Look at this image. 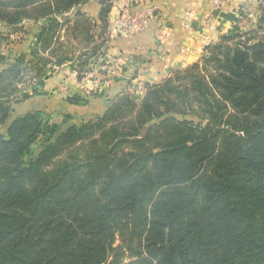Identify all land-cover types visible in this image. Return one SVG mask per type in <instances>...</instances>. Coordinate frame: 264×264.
Here are the masks:
<instances>
[{"label": "trees", "instance_id": "obj_1", "mask_svg": "<svg viewBox=\"0 0 264 264\" xmlns=\"http://www.w3.org/2000/svg\"><path fill=\"white\" fill-rule=\"evenodd\" d=\"M87 1L0 0V22L32 38L8 61L0 32V264H264V0L255 28L139 99L64 129L11 120L56 68L81 80L105 58L110 0L97 20Z\"/></svg>", "mask_w": 264, "mask_h": 264}, {"label": "crops", "instance_id": "obj_2", "mask_svg": "<svg viewBox=\"0 0 264 264\" xmlns=\"http://www.w3.org/2000/svg\"><path fill=\"white\" fill-rule=\"evenodd\" d=\"M261 1L225 0L223 7L215 8L210 0H153L157 7L156 17L143 31L123 34L113 30L112 22L118 17L119 10L128 5V0H110L105 59L111 65V74H115V78L107 82L101 105L92 116L101 115L109 100L121 92L140 93L141 90L143 93L146 85L159 84L170 71L199 61L212 44L234 27L243 31L255 28ZM79 9L91 19H98V0H88ZM0 32H6L8 38H17V44L21 46L17 54L27 53L31 35L11 34L4 22H0ZM84 85L68 64L63 65L45 81L43 92L46 96L32 97L20 104L41 103L51 109H59V112L65 109L79 111L84 107L69 104L64 97L76 94L85 98L88 90ZM95 100L97 98L88 99L86 107L92 106Z\"/></svg>", "mask_w": 264, "mask_h": 264}, {"label": "rangeland", "instance_id": "obj_3", "mask_svg": "<svg viewBox=\"0 0 264 264\" xmlns=\"http://www.w3.org/2000/svg\"><path fill=\"white\" fill-rule=\"evenodd\" d=\"M243 31V30H242ZM4 34L6 32H3ZM7 34H5V38L2 41V48H1V52L2 54L5 56L6 60L11 61L13 60L15 54H17L20 50V44H17V38L14 37H7ZM107 69L110 71V73L106 72V71H101L98 70L96 71V78H94V80L88 82V84H83L84 85V89L86 87V89L88 90V94L86 95L87 99H96L94 102L91 103L92 106H87L83 105L84 108L79 109V111H74V112H69L67 109L62 110V112H59V109H51L49 108V106H45L43 104H32V105H24V104H17V105H12V107L14 108L13 113H11V120H13L14 118L23 115L27 112L30 111H40L42 112L45 116H47L49 118L50 123L59 125L61 127V129H64L66 126H70V125H77L80 124L82 122H87L90 120H93L97 117V115L95 117H93L92 115L94 114L95 110H98V108L101 105V98H103V96L99 97L98 94L100 93H104L105 92V88H107L108 85L107 82L110 80H113V78H115V74H111V65H106ZM94 66H90L89 68H92ZM107 76H110L109 78H107ZM114 76V77H112ZM97 86V88H96ZM99 86V87H98ZM91 88V89H90ZM97 93V95H95ZM133 93V92H132ZM142 94L141 92L138 93L136 92V94L134 96H136V98L139 99V95ZM47 94H45L44 96H46ZM75 95V94H74ZM41 96V97H44ZM72 95H65L64 99H68L69 97H71ZM43 100V99H42ZM139 101H136V104H138ZM79 106V105H78ZM68 116V117H65ZM7 125V124H6ZM6 125L0 127V134L4 135V132L6 130ZM39 144L35 145L33 147V149L35 151L38 150V146Z\"/></svg>", "mask_w": 264, "mask_h": 264}, {"label": "built area", "instance_id": "obj_4", "mask_svg": "<svg viewBox=\"0 0 264 264\" xmlns=\"http://www.w3.org/2000/svg\"><path fill=\"white\" fill-rule=\"evenodd\" d=\"M215 8L223 7L225 0H210ZM157 7L153 0H128V5L119 10L118 17L112 22V28L116 33L134 34L143 31L150 20L156 17ZM107 60L99 59L82 77L80 82H88L96 78V71H106ZM98 69V70H97ZM109 76H107L108 78ZM99 87V86H98ZM97 88V86H96ZM91 89V88H90ZM143 91V90H142ZM141 92V90L139 91Z\"/></svg>", "mask_w": 264, "mask_h": 264}]
</instances>
